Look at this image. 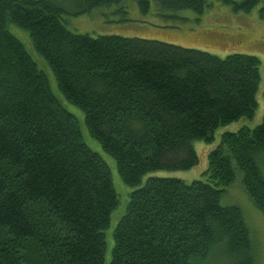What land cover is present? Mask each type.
<instances>
[{
	"label": "trees",
	"instance_id": "1",
	"mask_svg": "<svg viewBox=\"0 0 264 264\" xmlns=\"http://www.w3.org/2000/svg\"><path fill=\"white\" fill-rule=\"evenodd\" d=\"M123 1L0 0V264H104V230L119 203L108 164L85 143L11 23L27 31L59 91L83 110L121 179L137 186L113 228L109 264H255L241 208L220 199L238 171L264 215V114L253 127L221 133L203 178L141 181L193 167V141L212 143L219 126L254 115L259 58L80 33L63 19ZM134 1L143 14L181 19L179 12L201 15L214 0ZM215 1L235 12L257 8L264 18V0Z\"/></svg>",
	"mask_w": 264,
	"mask_h": 264
},
{
	"label": "rangeland",
	"instance_id": "2",
	"mask_svg": "<svg viewBox=\"0 0 264 264\" xmlns=\"http://www.w3.org/2000/svg\"><path fill=\"white\" fill-rule=\"evenodd\" d=\"M178 15L181 19L166 18L154 9L143 14L134 0L96 7L87 13L63 14L67 27L75 32L91 35L137 36L198 48L221 57L231 52H242L255 55L260 60L261 81L256 92L257 108L254 115L251 118L241 117L219 126L214 132L212 143L208 144L201 140L193 141L198 155V163L193 167L173 171L156 170L143 176L141 183L151 174L175 176L185 182L203 178V171L207 167V152L219 143L221 133L235 131L245 125L253 127L262 120L264 114V18L259 17L257 8L249 13L235 12L229 5L214 0L212 5L201 15L188 10L179 12ZM9 29L22 41L38 67L46 73L50 87L62 105L77 117L85 143L106 161L111 170L113 186L118 194L119 203L111 215L109 226L104 230L106 240L104 264H109L110 251L114 244L113 228L125 210L130 191L137 186H130L121 179L114 158L89 133L84 122L83 110L70 103L59 91L53 72L45 60L33 49L27 31L14 23L9 25ZM260 163L264 171V156ZM220 201L223 205L234 204L241 208L250 230L256 258L255 264H264V215L245 191L238 171H236V179L226 188Z\"/></svg>",
	"mask_w": 264,
	"mask_h": 264
}]
</instances>
